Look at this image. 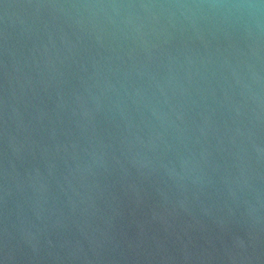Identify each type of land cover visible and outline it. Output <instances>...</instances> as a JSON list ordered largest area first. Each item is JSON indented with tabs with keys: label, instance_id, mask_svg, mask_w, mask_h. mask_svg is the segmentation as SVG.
I'll use <instances>...</instances> for the list:
<instances>
[{
	"label": "water",
	"instance_id": "95a60500",
	"mask_svg": "<svg viewBox=\"0 0 264 264\" xmlns=\"http://www.w3.org/2000/svg\"><path fill=\"white\" fill-rule=\"evenodd\" d=\"M0 264H264V0H0Z\"/></svg>",
	"mask_w": 264,
	"mask_h": 264
}]
</instances>
